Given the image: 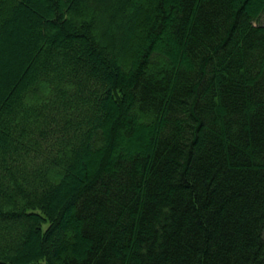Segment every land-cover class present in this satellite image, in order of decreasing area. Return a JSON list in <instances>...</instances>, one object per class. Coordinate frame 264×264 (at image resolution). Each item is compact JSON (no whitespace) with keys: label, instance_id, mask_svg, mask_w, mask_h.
<instances>
[{"label":"trees","instance_id":"trees-1","mask_svg":"<svg viewBox=\"0 0 264 264\" xmlns=\"http://www.w3.org/2000/svg\"><path fill=\"white\" fill-rule=\"evenodd\" d=\"M264 0H0V264H264Z\"/></svg>","mask_w":264,"mask_h":264},{"label":"rangeland","instance_id":"rangeland-1","mask_svg":"<svg viewBox=\"0 0 264 264\" xmlns=\"http://www.w3.org/2000/svg\"><path fill=\"white\" fill-rule=\"evenodd\" d=\"M262 23H264V18L262 19Z\"/></svg>","mask_w":264,"mask_h":264}]
</instances>
